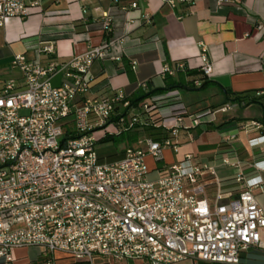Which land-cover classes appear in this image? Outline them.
Listing matches in <instances>:
<instances>
[{
  "label": "built area",
  "instance_id": "2783aa9c",
  "mask_svg": "<svg viewBox=\"0 0 264 264\" xmlns=\"http://www.w3.org/2000/svg\"><path fill=\"white\" fill-rule=\"evenodd\" d=\"M42 1L0 0V27L11 17L26 18ZM162 1L174 7L176 1L192 0ZM118 2L111 0L113 5ZM129 7L137 9V4L131 2ZM150 21V14L142 13L128 18L127 24ZM99 22L103 32L112 31L108 14ZM114 41L112 36L89 43L84 52L60 60L54 57V41L26 38L25 50H33V57L24 51L11 60L22 85L9 79L0 90L3 263L16 262L12 249L29 247L39 248L46 257L28 264H58L56 253L79 264H96L97 257L148 264H172L184 258L238 264L248 248H264V206L254 194L255 189L264 190V123L250 120L216 128L227 143L240 129L259 133L248 140L252 156L246 164L235 150L215 154L220 166L236 169L228 180L190 153L150 168L148 158L158 163L166 149L178 152L175 137L180 129L196 128L206 122L204 114L232 111L244 101L188 113L174 90L122 113L120 107L129 106L122 92L92 90V64L108 56ZM202 47L199 67L208 78L212 65ZM42 54L47 56L45 62ZM186 68L183 61L164 63L160 74L171 77ZM59 76L60 83H54ZM192 83L201 85L197 79ZM162 105H169V112L154 124ZM152 125L165 135L157 139L147 134L145 127ZM135 128L138 136L120 159L99 160L97 143ZM152 172L156 176L149 179ZM229 182L235 184L232 190L224 188Z\"/></svg>",
  "mask_w": 264,
  "mask_h": 264
},
{
  "label": "crops",
  "instance_id": "0c3cea01",
  "mask_svg": "<svg viewBox=\"0 0 264 264\" xmlns=\"http://www.w3.org/2000/svg\"><path fill=\"white\" fill-rule=\"evenodd\" d=\"M54 2L55 5L59 4V0H43L38 9H33L37 11L34 12V17H37L34 24H29L30 18L21 20L11 17L0 27V90L9 79H13L17 87L22 85L21 73L11 66V60L15 54L24 51L28 58L33 57V50H25L26 38L54 41V57L67 59L84 52L89 43L98 44L106 39L99 22L106 13L112 19L111 32L115 41L108 56L96 59L92 64L91 72L95 75L92 90L95 94L120 91L124 96L131 97L162 88L168 77L160 74L162 65L183 61L187 65L186 70L170 77L171 80L181 81V85L153 94L146 101L177 90L188 113L213 111L236 97L244 101L243 106L232 111L204 114V129L200 126L180 129L175 141L181 144V135L188 138L182 142L184 149L179 151L178 148L176 153L166 149L162 162L148 158L149 167L173 163L190 153L195 161L215 166L219 177L228 180L236 169L220 166L215 162L216 153L235 150L243 164L251 160L252 149L248 140L259 136L257 130L240 129L235 139L227 143L216 128L225 123L241 125L250 120L264 123V103L256 101L260 97L256 93L264 90V0H229L223 4L217 0L176 1L174 7L162 0H119L115 5L111 0H66L64 7L51 12L50 7ZM131 2L137 4V9L129 7ZM38 11L41 14H37ZM142 13L150 14V23L127 24L128 18L138 17ZM202 45L212 65L208 78H203L199 67ZM41 60L45 62L47 56L42 54ZM195 79L201 84L204 80L209 83L202 88L195 87L192 83ZM60 81V76L54 79L56 84ZM144 82L146 88L140 86ZM131 109L125 111L120 107L124 113ZM169 109V105H162L159 116H165ZM185 122L188 123V120ZM137 136L138 128L130 131L127 137L130 144ZM202 136H206V139L199 143ZM192 143L197 146L191 148ZM234 187L235 184L230 182L224 185L228 190ZM254 194L264 206V190L255 189ZM29 248H16L11 252L17 249L27 251ZM12 257L22 264L42 261L34 256L29 257L27 253ZM55 258L58 264H79L59 253ZM109 260L113 259L97 257L95 263L110 264ZM113 261L114 264H148L140 259ZM0 264H3L1 257ZM172 264L225 263L184 258ZM238 264H264V248H248L241 253Z\"/></svg>",
  "mask_w": 264,
  "mask_h": 264
},
{
  "label": "rangeland",
  "instance_id": "374dc122",
  "mask_svg": "<svg viewBox=\"0 0 264 264\" xmlns=\"http://www.w3.org/2000/svg\"><path fill=\"white\" fill-rule=\"evenodd\" d=\"M65 3H66V0H59L58 5H55V2H54L50 7V11L52 12V11H55L57 9H60L61 7H64ZM34 12H37V11H32L26 18H24V19L30 18L29 24H34V22L37 20L36 19L37 17H34L35 16ZM37 14H41V12L38 11ZM24 19H21V20H24ZM21 22H23V21H21ZM182 92H184V90H182ZM205 125L206 124L203 123L200 125V127L204 129ZM129 134H130L129 131H125L120 135L114 136V138L111 140L97 143L96 144V151H97L99 160L101 162H112V161L118 159L119 157H121L123 155V150L125 149V147H127L130 144V142L127 139ZM186 139H188V138H186L185 136H182V135L179 136V140L181 142V144H178L179 151H182L184 149V145H182V142H184V140H186ZM205 139H206V136H202L198 141L200 143V142L205 141ZM190 141H192V139ZM192 144L193 145H191V148H193L196 145V143H192ZM155 176H156V173L152 172L148 175V178L152 179ZM11 253L14 257L16 255H22L24 253H27V255L29 257L34 256V257H37V259L39 258V260H43L46 257V255L43 252H41L39 250V248H29L27 251L24 249H17ZM55 255H57V253ZM18 262L19 261H16L14 264H22V262H19V263ZM31 262L32 261H30V263ZM109 262H110V264L115 263L113 260H109ZM26 264H28V263H26Z\"/></svg>",
  "mask_w": 264,
  "mask_h": 264
},
{
  "label": "trees",
  "instance_id": "16d2710c",
  "mask_svg": "<svg viewBox=\"0 0 264 264\" xmlns=\"http://www.w3.org/2000/svg\"><path fill=\"white\" fill-rule=\"evenodd\" d=\"M112 36H113L112 32H107V33L104 34L105 38H109V37H112ZM165 80H166L167 83L162 88H155V89H153L151 91H148V92H145V93H141V94H138V95L135 94V95H133L131 97L125 96V99H127L129 101V106L127 108H125V111L128 110L129 108H132V110L138 109L141 106V104L144 101L148 100L153 94L165 92L167 90L176 88V87L181 85V83H180L181 81L171 80L170 77H166ZM207 83H209V81L208 80H204L199 88L204 87ZM262 95H264V93H262L260 95H257V96H260V97H258L259 99H257L256 101H259L260 104L264 103V101L260 100V99H264V96H262ZM230 101L231 102H236V101L239 102V101H242V99L240 97H236L235 99L230 100ZM122 113H124V111ZM156 113L157 112L154 111L153 115H155ZM160 120H161L160 116H155L153 118V123L155 124V123L159 122ZM145 132L147 134H149V135L154 136L157 139H159V138H161L162 136L165 135L164 132L159 129V127H156V126H153V125L145 127ZM113 138H114V136H109V137L105 138L103 141H108V140H111Z\"/></svg>",
  "mask_w": 264,
  "mask_h": 264
}]
</instances>
